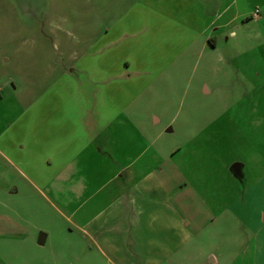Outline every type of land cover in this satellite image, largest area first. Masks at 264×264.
Listing matches in <instances>:
<instances>
[{
  "label": "rangeland",
  "instance_id": "obj_1",
  "mask_svg": "<svg viewBox=\"0 0 264 264\" xmlns=\"http://www.w3.org/2000/svg\"><path fill=\"white\" fill-rule=\"evenodd\" d=\"M139 153L235 198L219 245L264 264V0H0V264H123L80 225Z\"/></svg>",
  "mask_w": 264,
  "mask_h": 264
},
{
  "label": "crops",
  "instance_id": "obj_2",
  "mask_svg": "<svg viewBox=\"0 0 264 264\" xmlns=\"http://www.w3.org/2000/svg\"><path fill=\"white\" fill-rule=\"evenodd\" d=\"M227 25L228 22L211 25L207 42L215 45L217 38L213 33ZM87 150L89 140L84 141L79 152ZM94 150L102 153L100 148ZM130 158L131 163L108 179L116 183L114 197L106 202L92 201L89 213L81 216L83 224L80 226L95 246L109 251L123 264H182L180 258L194 242L203 258L201 264H234L245 246L232 254L220 245L221 234L231 225L228 213L232 212L235 198L226 205H216L215 200L206 199L200 186L195 187L168 156L151 163L143 173L133 168L141 154ZM234 164L226 167V173L236 172ZM238 164L237 171H240L241 164ZM119 179L130 185L122 187ZM207 239H213L214 244L218 240L217 245L210 246Z\"/></svg>",
  "mask_w": 264,
  "mask_h": 264
},
{
  "label": "water",
  "instance_id": "obj_3",
  "mask_svg": "<svg viewBox=\"0 0 264 264\" xmlns=\"http://www.w3.org/2000/svg\"><path fill=\"white\" fill-rule=\"evenodd\" d=\"M233 169L236 170V171L239 170V164H238V163L234 164V165H233ZM42 240H44V237L41 238V241H42Z\"/></svg>",
  "mask_w": 264,
  "mask_h": 264
},
{
  "label": "built area",
  "instance_id": "obj_4",
  "mask_svg": "<svg viewBox=\"0 0 264 264\" xmlns=\"http://www.w3.org/2000/svg\"><path fill=\"white\" fill-rule=\"evenodd\" d=\"M260 12V9L259 8H255V10L253 11V15H257L258 13Z\"/></svg>",
  "mask_w": 264,
  "mask_h": 264
}]
</instances>
